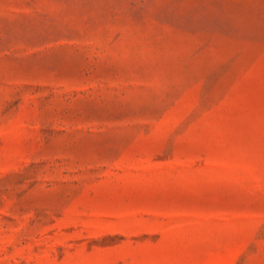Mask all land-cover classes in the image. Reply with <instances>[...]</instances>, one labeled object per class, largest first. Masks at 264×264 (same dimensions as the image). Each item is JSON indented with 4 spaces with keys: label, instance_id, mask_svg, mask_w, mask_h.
<instances>
[{
    "label": "rangeland",
    "instance_id": "obj_1",
    "mask_svg": "<svg viewBox=\"0 0 264 264\" xmlns=\"http://www.w3.org/2000/svg\"><path fill=\"white\" fill-rule=\"evenodd\" d=\"M0 264H264V0H0Z\"/></svg>",
    "mask_w": 264,
    "mask_h": 264
}]
</instances>
